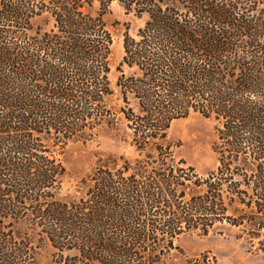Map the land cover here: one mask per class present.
Instances as JSON below:
<instances>
[{"label": "trees", "instance_id": "obj_1", "mask_svg": "<svg viewBox=\"0 0 264 264\" xmlns=\"http://www.w3.org/2000/svg\"><path fill=\"white\" fill-rule=\"evenodd\" d=\"M112 2L144 19L117 93ZM191 114L218 124L205 176L168 142ZM120 124L137 157L62 192L65 145ZM220 223L264 229V0H0V264H37L35 234L53 264H171Z\"/></svg>", "mask_w": 264, "mask_h": 264}, {"label": "rangeland", "instance_id": "obj_2", "mask_svg": "<svg viewBox=\"0 0 264 264\" xmlns=\"http://www.w3.org/2000/svg\"><path fill=\"white\" fill-rule=\"evenodd\" d=\"M95 6L97 7L96 2ZM105 19L113 35L108 77L117 93L115 82L123 56L124 31L127 27L130 35L134 36L137 29L143 25L144 19L126 13L117 2L110 4V13ZM125 71L128 72L126 69ZM217 126L213 119H205L197 114L174 121L167 132L168 142L173 146L174 157L178 160L183 159L200 175L205 176L214 171L218 165L217 154L214 151V145L218 142ZM109 156H124L130 160L137 157L122 124L118 128L103 127L92 139L68 142L59 156L66 170L62 192L74 191L79 180L89 175ZM254 230L247 224L235 227L220 223L207 235H200L197 232L185 234L176 241L180 251L171 254L170 262L183 264L185 258L205 255L211 264H264V229ZM29 231L27 230L28 233ZM31 239L35 247L36 263L53 264L55 251L49 243L45 239H39L36 234L31 236Z\"/></svg>", "mask_w": 264, "mask_h": 264}]
</instances>
